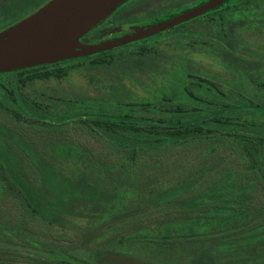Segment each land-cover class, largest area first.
<instances>
[{
	"label": "rangeland",
	"instance_id": "rangeland-1",
	"mask_svg": "<svg viewBox=\"0 0 264 264\" xmlns=\"http://www.w3.org/2000/svg\"><path fill=\"white\" fill-rule=\"evenodd\" d=\"M38 1L41 0H0V20ZM197 1L134 0L113 18L112 22H118L116 27L95 32L93 37L110 40L127 32L125 24L129 21L160 17ZM144 44L119 48L108 65H93L90 60L28 80L21 85V94L35 113L50 117L79 109L155 120L174 119L179 112L183 114L181 118H186L194 107L177 100L171 89L183 75L185 64L187 72L210 82L228 101H246L243 88L264 101V0H246L219 13L199 17L174 31L149 38ZM230 120L264 134V112L236 113ZM22 121L24 127H17L16 131L21 130L22 138L32 142L61 172L73 178L85 176L109 191L107 201L101 206L84 209L82 217H67L66 226L57 227L59 234L56 235L55 230L45 229L33 217L21 212L15 201V189L0 175V261L10 264H258L254 252L241 251L236 258L211 261L202 259L203 251L197 249L164 259V255L154 251L123 248L118 243L124 234H135V230L155 231L157 215L178 210L172 206L169 211L156 208L158 191L184 182L195 173V185L205 184L211 174L220 175L216 167L218 163L222 165L220 170L225 166L228 161L225 157L233 155L231 147L216 148L223 160L216 159L210 166L201 164L213 151L205 145L160 155L144 154L134 166L139 170L134 176L135 186L141 189L133 193L119 189L105 175L110 167L100 164L97 157L100 161L110 157L115 161L111 166L120 169L123 153L95 139L89 128L96 129L92 123L89 127L75 123L47 131L48 126L41 122L29 118ZM6 122L11 124L9 118L0 116V126ZM58 142L78 145L84 158L95 157L90 162H66L53 151ZM259 150L264 156V147ZM21 162L31 174L22 157ZM234 169L232 174L240 171ZM60 233L73 240L57 241L54 236Z\"/></svg>",
	"mask_w": 264,
	"mask_h": 264
},
{
	"label": "trees",
	"instance_id": "trees-1",
	"mask_svg": "<svg viewBox=\"0 0 264 264\" xmlns=\"http://www.w3.org/2000/svg\"><path fill=\"white\" fill-rule=\"evenodd\" d=\"M48 1L50 0H41L33 3L30 8L10 12L7 17L0 20V32L34 13ZM207 1L209 0H198L193 6L177 8L160 17H150L149 20L142 22L138 20L127 24H155L171 20ZM245 1L232 0L219 10L205 16L219 13ZM120 9L122 7L115 13ZM103 24L107 27L111 24L117 25L118 22L104 21L101 25ZM147 41L148 39L133 45L141 47L143 43L146 45ZM119 50L121 49L0 75V116L9 118L11 122L0 126V175L9 180L15 189L17 207L22 213L33 217L34 221L45 229L55 230V234L58 235L57 227H65L67 217H82L84 209L95 205L101 206L107 201V191H109L91 183L85 176L73 178L61 172L47 158L48 156L41 154L34 147L32 142L22 138L19 134L21 130L16 131L17 127H24L22 121L24 118L47 125L48 127H45L47 131L64 129L75 123L85 126L92 123L96 129L92 130L88 127L95 134V139L123 153L124 160L120 169L111 166L115 161L110 157L107 161L103 158L100 161L97 157L100 164L110 167L106 169L105 175L112 184H117L119 189L133 193L141 189L140 186L137 188L135 186L134 176L139 170L134 166H137L144 154L160 155L179 148L205 145L212 148L213 154L209 153V157L201 164L210 166L208 164H212L216 159L220 162L223 160L216 151L219 146L231 147L233 155L225 157L228 161L221 170L222 165L219 166V163L217 165L215 161L220 175L211 174L205 184L195 185L197 184V180L193 179L197 174L195 173L189 175V179L184 182L169 185L166 189L158 191L155 197L156 208L169 211L172 206L178 210L170 214L157 215L156 219L154 217L157 228L155 231H145L143 228L135 230V234H124L118 243L123 248L135 247L142 252L154 251L164 255V259L180 253L185 255L190 250L197 249L203 251L200 254L202 259L211 261L236 258L241 251L254 252L257 263L262 264L261 262H264V156L260 154L259 149L264 147V134L243 125L233 124L230 120L231 115L236 113L264 112V101L259 96L248 94L243 88L242 93L245 94L246 101L236 103L228 101L210 82L187 72L184 64L183 75L172 84L171 89L177 100L186 101L194 107L190 113H187L186 118H181L183 114L179 112L175 114L174 119L155 120L79 109L59 117H50L35 113L26 104L21 94V85L26 81L43 75L49 76L50 73L90 60L93 61V65H108L113 59V54ZM190 87L192 89H189ZM80 148L76 144L58 142L53 146V151L57 157L66 162L72 160L90 162L95 157L90 155L84 158ZM14 150L18 151L28 163L32 175L27 173L21 157ZM234 168L240 171L232 174ZM56 235L54 238L57 241L73 240L69 235L68 237L64 234ZM207 249L211 252H206ZM0 264L10 263L0 261Z\"/></svg>",
	"mask_w": 264,
	"mask_h": 264
},
{
	"label": "water",
	"instance_id": "water-1",
	"mask_svg": "<svg viewBox=\"0 0 264 264\" xmlns=\"http://www.w3.org/2000/svg\"><path fill=\"white\" fill-rule=\"evenodd\" d=\"M131 0H50L0 32V75L100 55L147 40L219 10L232 0H209L171 20L136 27L102 41L82 39Z\"/></svg>",
	"mask_w": 264,
	"mask_h": 264
},
{
	"label": "flooded vegetation",
	"instance_id": "flooded-vegetation-1",
	"mask_svg": "<svg viewBox=\"0 0 264 264\" xmlns=\"http://www.w3.org/2000/svg\"><path fill=\"white\" fill-rule=\"evenodd\" d=\"M131 1H134V0H131ZM130 2V1H129ZM129 2H127L125 5H127ZM194 4V3H193ZM193 4L192 5H189V6H193ZM125 5H123L122 6V9H120L119 11H118V13L119 12H121L124 8H125ZM189 6H186V7H189ZM118 13H114L109 19H107L105 22H112V20H113V18L118 14ZM148 18H150V17H147V18H144V19H141L140 21H138V20H135V21H138V22H142L143 20H149ZM135 21H129L128 23H130V22H135ZM119 24H121V23H119ZM148 24H150V23H144V24H125L126 26H127V32H124L123 34H117V35H115V36H113L111 39H115V38H119V37H122V36H124V35H126V34H131V33H133V30L136 28V27H138V26H146V25H148ZM117 25H114V24H111V26H104V24L103 25H100V26H98L97 28H95L94 30H92L89 34H87L83 39H82V41H84V42H91V43H100V42H102V40H100V39H96L95 37H93V35L95 34V32H101V31H103V30H105V29H109V28H114V27H116Z\"/></svg>",
	"mask_w": 264,
	"mask_h": 264
}]
</instances>
